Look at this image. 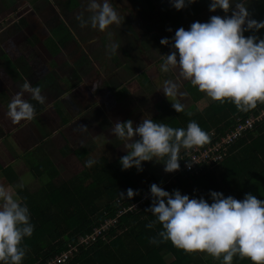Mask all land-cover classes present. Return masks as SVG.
Masks as SVG:
<instances>
[{"label": "crops", "instance_id": "crops-1", "mask_svg": "<svg viewBox=\"0 0 264 264\" xmlns=\"http://www.w3.org/2000/svg\"><path fill=\"white\" fill-rule=\"evenodd\" d=\"M150 1V5L135 6L130 0H111L123 21L106 29L112 33L111 40L120 44L116 54L108 56L105 44L110 41L105 33L78 26L75 15L83 12L86 19L90 14L84 11L83 2L0 0V113L6 115L10 100L25 80L32 86L39 85L45 97L40 104L24 93L23 98L34 106L33 118L5 123V128L1 123L4 135H0V140L15 133L21 149L31 150L33 142L40 149L46 142L54 148L40 154L39 163L38 155L31 156L37 157L31 168L27 165L29 157L18 154L15 160L25 168L23 173L17 176L13 172L5 186L0 184L14 199L18 200L16 192L22 188L19 185L37 193L49 180V172L56 173L52 180L60 183L84 175L102 158L109 161L119 158L125 153L123 145L108 131L116 121L130 119L135 127L143 118L154 119L163 106L177 114L171 107L174 100L181 102L183 111L189 113L203 108L199 107L203 91L178 78L176 69L161 72V63L153 60L163 61L162 55L174 51L159 43L162 37H171L178 27L187 29L193 21L206 22L213 13L219 12L220 16L224 13L220 9L210 12L207 7L210 0H193L180 10L173 8L169 0ZM250 1L244 0L248 10ZM167 28L172 31H166ZM165 80L181 84L176 97L164 96L160 88ZM81 124L87 126L83 131ZM32 125L36 128L34 132L30 131ZM112 151L117 157H110ZM4 158L8 156L0 154V174L7 180L10 174L4 169L12 167L14 159ZM89 158L95 163L85 167ZM46 161L50 163L43 168L41 162ZM43 173L47 181L31 190L29 183L40 180ZM18 181L22 183L18 185Z\"/></svg>", "mask_w": 264, "mask_h": 264}, {"label": "clouds", "instance_id": "clouds-1", "mask_svg": "<svg viewBox=\"0 0 264 264\" xmlns=\"http://www.w3.org/2000/svg\"><path fill=\"white\" fill-rule=\"evenodd\" d=\"M192 2L169 0L176 10ZM207 7L210 12L220 9L224 15H211L206 22L193 21L187 29L178 27L171 37L159 40L161 45L174 49L162 55L160 71L176 69L180 78L211 100L221 103L230 100L242 111L254 108L257 102L264 103V34H255L264 29V19L252 18L244 0H210ZM84 11L90 13L86 19L83 12L75 15L78 26L104 32L110 41L105 44V54H116L120 44L111 40L112 33L106 29L113 24L121 25L123 17L111 0H86ZM248 31L251 34L243 35ZM19 87L6 112L12 123L33 118L34 106L23 98L24 93L37 103L45 102L39 85L32 86L25 80ZM160 89L166 98L178 94L173 81H163ZM171 107L176 112L184 109L175 100L171 101ZM86 128L80 125L82 131ZM108 131L123 145L125 154L118 160L121 170L134 167L137 172L143 170L142 161H161L165 172L178 170L181 148L191 149L209 140L195 121H189L186 128H174L143 118L133 127L132 121L125 119L114 122ZM94 163L89 158L84 165L90 167ZM186 166L190 167L187 161ZM139 191L128 187L119 196L131 199ZM148 193L150 204L145 210L152 213L155 221L145 226L150 228L159 222L161 239L185 252L203 251L213 258H222V264H231L234 255L247 257L253 264H264V199H257L250 192L236 199L209 190V203L203 196L189 198L178 189L170 193L157 183L149 184ZM32 230L27 207L0 186V264H21L25 255L21 240L31 236Z\"/></svg>", "mask_w": 264, "mask_h": 264}, {"label": "trees", "instance_id": "trees-1", "mask_svg": "<svg viewBox=\"0 0 264 264\" xmlns=\"http://www.w3.org/2000/svg\"><path fill=\"white\" fill-rule=\"evenodd\" d=\"M249 4L251 17L258 21L264 19V0H251ZM255 34H264V29ZM263 109L261 102L242 111L230 100L211 101L194 113L185 110L175 114L163 106L153 120L174 128H186L189 121H195L206 133L211 129L220 132L222 125L230 127L243 123ZM236 116L240 118L238 121H235ZM223 146L227 149L221 150L219 159H201L189 169L184 168L183 159L189 160L186 151L190 149L181 148L179 169L168 172L171 180L162 183L154 176H148L144 161L141 162L143 170L137 172L134 167L121 170L119 158L110 161L102 158L93 169L68 181L57 183L52 180L56 173L49 172V180L37 193L24 187L18 189V202L27 207L29 222L33 225L31 236L21 240L20 246L25 250L21 264L44 263L66 250L68 243L74 242L78 235L91 233L108 218H116V221L107 232H102L103 236H97L88 247H80L63 264H222V258H206L201 251L185 252L169 240L161 239L159 222L150 228L145 226L155 221L152 213L145 209L150 204L148 187L151 183H157L163 189L171 185L181 194H188L189 198L203 196L209 203V190L236 199H242L250 192L257 199H264V116L242 130L232 143ZM7 177L9 182L12 175ZM128 187L139 189V194L131 199L121 198L119 192ZM133 204L131 210L115 216L118 210ZM165 252L173 256L169 263L163 260ZM231 264L253 262L234 255Z\"/></svg>", "mask_w": 264, "mask_h": 264}, {"label": "rangeland", "instance_id": "rangeland-1", "mask_svg": "<svg viewBox=\"0 0 264 264\" xmlns=\"http://www.w3.org/2000/svg\"><path fill=\"white\" fill-rule=\"evenodd\" d=\"M75 1V3H77L78 1L79 2H83L84 4L86 3V0H74ZM114 1H119V2H123V0H114ZM128 1V0H127ZM131 1V3L133 4V5H144L145 6V4H148V5H150L151 4V1L150 0H130ZM131 3H130V5H131ZM118 5H121V3H118ZM216 11H217V9H216ZM219 12H216V13H213L212 15H217ZM99 34H97V36H98ZM244 35V34H243ZM102 37H104V34H102ZM154 62H156V63H162L163 61L162 60H159V59H155V60H153ZM154 74V73H153ZM176 75H177V77L178 78H180L179 77V75H178V72L176 71ZM168 76H169V74H168ZM176 84H177V89L178 88H180L181 87V84L179 83L178 84V82L176 81ZM182 85H183V83H182ZM192 86V85H191ZM192 88H194V86H192ZM191 88V89H192ZM206 95H205V93H204V97L202 98V100L199 102V107L201 108V107H204L205 105H207L208 103H210L211 101H213V100H211L209 97H207V99H206ZM160 106V104L157 106V107H159ZM1 115H2V118H0V135H4L3 134V132H4V130H3V128H2V126L5 128L6 127V125H5V123L7 124V125H9V124H12V122H11V120L10 119H7L6 120V118H5V114L4 113H0ZM36 120V119H35ZM34 120V121H35ZM34 121H32V122H34ZM1 123H2V126H1ZM30 124H25V125H23V126H29ZM23 126H21L20 127V129L21 128H23ZM32 127H33V129H30V131H33L34 132V130H36V128L32 125ZM19 129V130H20ZM16 137H18V133L16 134ZM135 138V137H134ZM53 145V144H52ZM27 148V147H26ZM25 149V148H24ZM24 149H21V146H20V144L19 143H17V140H16V138H15V133L14 134H12V135H10L7 139H5V137L3 138V140H0V154H2L4 157L7 155L8 156V158H4V159H7V160H5V161H11L10 160V157H12L11 159L13 160V163L11 164V166L12 167H9L7 170H6V172L8 173V174H11V173H16L17 174V176H18V173L20 174V176H21V173H23V171H24V169L25 168H22L19 164H18V160H15L16 159V157H18V154H22V155H26V157H29L27 160V165H28V167L29 168H31V167H33L34 165H36V160H37V157L36 158H32L31 156H36V155H38V163H39V156H40V154H45L46 152H49L51 149H54L52 146H50L47 142L46 143H44L43 144V147L40 149V147H39V145L38 144H35V142H33V144H32V149L31 150H24ZM39 150H40V153H39ZM17 154V155H16ZM125 153H123V154H120V155H118V156H122V155H124ZM117 157V154H115L113 151H112V154L110 155V157ZM26 157H24V160L26 161ZM33 160V161H30V160ZM154 159H156V158H154ZM145 162V164H146V167H147V170H148V172H149V174H148V176H154L155 177V179H158V181L159 182H166V180H171V175H170V173H168V172H165V171H163V163L161 162V161H156V162H153V161H144ZM42 164H41V166L43 167V168H46L47 166H48V164L50 163L49 161H46V162H41ZM60 163H58V165H59ZM18 166H20L19 168H18ZM39 166H40V164H39ZM55 167V166H54ZM85 170V169H84ZM61 173H64L62 170H61ZM72 173V175H74V174H76V170H73V172H71ZM24 174L26 175V172H24ZM66 175H68V174H66ZM66 175H64V176H66ZM30 177V176H29ZM60 178V177H59ZM2 181H4V182H2ZM22 181V180H21ZM47 181V177H46V175L43 173L42 174V176H41V178H40V180H36L35 182L34 181H31L29 184H30V189L31 190H34V189H37V188H39L40 187V185H42L43 183H45ZM57 181V180H56ZM5 182H7L6 181V179L4 178V176L2 175V174H0V184H2L3 186H5ZM22 182H20V181H18V185L19 184H21ZM26 183V182H25ZM27 184V183H26ZM28 184V185H29ZM17 185V184H16ZM173 189H175V188H173V186H171V185H168L166 188H165V190H167V191H169L170 193H171V191L173 190ZM201 253H202V255H204L206 258L207 257H210L211 255L210 254H207L206 252H202L201 251ZM162 257H163V260L166 262V263H169V262H171L172 261V258H173V256H172V254L171 253H164V254H162Z\"/></svg>", "mask_w": 264, "mask_h": 264}, {"label": "built area", "instance_id": "built-area-1", "mask_svg": "<svg viewBox=\"0 0 264 264\" xmlns=\"http://www.w3.org/2000/svg\"><path fill=\"white\" fill-rule=\"evenodd\" d=\"M260 108V107H258ZM264 116V109L259 111V114L257 116L250 115L248 118L245 119V121L242 123H238L236 125L229 126H221V131L217 132L214 129H211L207 132L209 136V140L207 143L204 144L202 148L200 146H194L190 150L186 151V157L189 158L183 159V165L184 168L189 169L192 167L195 163L199 162L201 159H206L207 161L210 160H216L219 159L222 155L221 150H226L227 147H224V143H232L233 140H235L238 136L242 134V130H244L247 127H251L252 122H254L257 119H260ZM240 118L235 117V121H238ZM234 127V128H233ZM224 149H223V147ZM186 161L190 163V167L186 166ZM145 195L142 196L144 198ZM135 204L129 205L128 207H125L121 210H118V212L115 214V216H119L125 211L131 210L132 207H134ZM116 221V218H108L104 219L102 223H100L99 226L95 227L93 231L89 234L84 235H78L76 240L72 243H68L67 249L62 251L61 253L48 258L45 260L42 264H63L65 263L74 252H77L80 247H88L91 245L95 240L97 236H100L102 232H107L108 228L113 225Z\"/></svg>", "mask_w": 264, "mask_h": 264}]
</instances>
